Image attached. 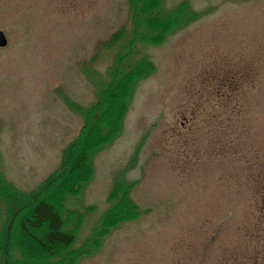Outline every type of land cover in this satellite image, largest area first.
<instances>
[{
	"label": "rangeland",
	"instance_id": "374dc122",
	"mask_svg": "<svg viewBox=\"0 0 264 264\" xmlns=\"http://www.w3.org/2000/svg\"><path fill=\"white\" fill-rule=\"evenodd\" d=\"M187 1L202 16L142 45L154 73L136 86L122 133L93 159L66 208L75 247L110 207L123 172L139 216L77 264H264V0ZM126 0H0V171L24 192L57 166L112 64ZM4 210L0 205V228ZM74 219V218H73Z\"/></svg>",
	"mask_w": 264,
	"mask_h": 264
},
{
	"label": "trees",
	"instance_id": "16d2710c",
	"mask_svg": "<svg viewBox=\"0 0 264 264\" xmlns=\"http://www.w3.org/2000/svg\"><path fill=\"white\" fill-rule=\"evenodd\" d=\"M128 29L121 27L106 42L116 47L105 80L98 83L94 101L85 108L72 106L82 116L76 137L61 151L56 168L31 191L24 192L7 181L0 171V264H77L96 252L110 229L134 220L139 209L130 197L133 183L123 172L116 175L108 195L110 207L93 227L90 236L75 247L84 213L66 208L93 174V159L121 133L136 86L151 76L155 67L146 56L136 58L137 48L155 45L197 21L187 1L166 10L164 0H126ZM74 218V219H73Z\"/></svg>",
	"mask_w": 264,
	"mask_h": 264
},
{
	"label": "water",
	"instance_id": "95a60500",
	"mask_svg": "<svg viewBox=\"0 0 264 264\" xmlns=\"http://www.w3.org/2000/svg\"><path fill=\"white\" fill-rule=\"evenodd\" d=\"M6 45V40L4 38V35L0 32V47H3Z\"/></svg>",
	"mask_w": 264,
	"mask_h": 264
}]
</instances>
